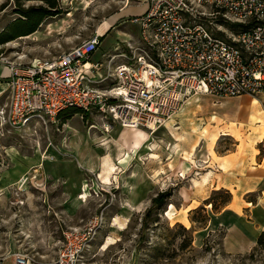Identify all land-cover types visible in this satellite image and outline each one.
Instances as JSON below:
<instances>
[{
	"label": "rangeland",
	"instance_id": "1",
	"mask_svg": "<svg viewBox=\"0 0 264 264\" xmlns=\"http://www.w3.org/2000/svg\"><path fill=\"white\" fill-rule=\"evenodd\" d=\"M4 1L0 0V4ZM7 1L0 11V29L17 15L12 12L14 4ZM55 1L56 14L45 17L38 29L50 22L57 28L51 33L44 31L43 35L0 43V57L28 63L55 56L86 39L123 6V0ZM142 1L129 0V4L139 6ZM42 4L29 0L23 6ZM133 16L125 14L105 32L93 58L128 42L136 33V25L129 21ZM198 20L221 37H225V31L241 28L223 18L221 12ZM6 95L0 98V105ZM205 97L191 99L152 134L143 130L147 137L137 149L139 155L125 144L132 140L134 136L130 135L135 130L123 135L129 128L98 115L85 117L77 112L66 118L63 114L54 123H32L23 130L0 126V260L9 259L1 263H12L14 253L26 254L34 264L50 258L59 248L64 230L81 226L91 215L103 211L105 224L83 252L79 264H264V249H254L255 240L246 251H230L231 234L228 227L215 221L217 210L206 209L203 204L179 210L177 191L186 188L187 181L202 170V151L213 148L223 153L234 143L231 136L216 133L218 122L212 121L211 115L223 119V109ZM210 134H214L211 140ZM146 146L149 153L142 151ZM120 160L124 168H137L139 180L148 173L155 183L148 192L150 197L133 207L125 218L118 212L128 206L125 184L122 185L124 174L118 178ZM150 164L154 170L148 172ZM107 174L106 183L102 177ZM168 187L173 188L168 204L152 209L143 223L150 199ZM214 191L210 196L218 208L223 194ZM242 232L237 229L232 235L238 238Z\"/></svg>",
	"mask_w": 264,
	"mask_h": 264
},
{
	"label": "built area",
	"instance_id": "2",
	"mask_svg": "<svg viewBox=\"0 0 264 264\" xmlns=\"http://www.w3.org/2000/svg\"><path fill=\"white\" fill-rule=\"evenodd\" d=\"M219 12L241 28L221 37L198 20ZM129 21L136 33L97 58V33L50 58L19 63L0 57L7 67L0 126L48 125L76 108L152 134L191 99L264 95V0H147ZM104 224L98 211L67 228L57 251L37 264H79ZM33 262L14 253L11 264Z\"/></svg>",
	"mask_w": 264,
	"mask_h": 264
},
{
	"label": "crops",
	"instance_id": "3",
	"mask_svg": "<svg viewBox=\"0 0 264 264\" xmlns=\"http://www.w3.org/2000/svg\"><path fill=\"white\" fill-rule=\"evenodd\" d=\"M146 1L143 0L139 6H133L129 4V0H123L120 10L104 19L92 33H97L103 38L105 32L112 29L113 25L125 14L134 16L141 14L146 7ZM56 28L57 25L50 22L43 29H37L29 35L20 37L43 35L44 31L51 33ZM6 76L7 67L0 64V98L7 93ZM207 98H210L212 105L223 109V119L217 118L215 114L211 115L212 121L218 122L215 125L216 133L231 136L234 143L232 148L223 153H216L213 148L201 150L202 170L197 176L191 177L187 181L188 188L184 187L177 191L180 198L179 210L187 211L200 204L205 205L206 209H210L211 205L205 204L204 200L210 196L211 192L215 189L227 190L230 199L216 209L215 221L228 227V233L231 234L229 237L231 242L228 243V246L231 247L230 251H246L253 245L256 235L264 230V95L207 96L204 99ZM131 130L123 131L122 134L130 135L129 131ZM133 130L135 132H132L130 136L134 137L125 144L139 155L137 149L141 147L147 136L141 129ZM210 135L211 140L214 134ZM124 139L125 137L122 138V141ZM146 147V150L142 151L149 153L148 146ZM150 159L148 155L146 161L149 162ZM104 160L105 163L109 161L106 157ZM133 160L134 164L137 163L135 158ZM124 165L122 160L117 163V168L120 169L118 178L122 177V173L124 174L122 185L125 184L123 187L126 190L125 197L128 205L122 206L118 211L122 218L130 214L133 207L136 208L143 200L149 198L148 192L155 187V183L148 173L144 179L139 180L137 168H124ZM148 170V172L154 170L153 164L148 166ZM140 182L144 183L140 184ZM170 210L171 208L168 212ZM241 215H244V218ZM117 220L119 217L116 216ZM237 229L243 230L242 236L234 238L232 234L235 236ZM6 260L9 261L6 257L2 258L0 264Z\"/></svg>",
	"mask_w": 264,
	"mask_h": 264
},
{
	"label": "trees",
	"instance_id": "4",
	"mask_svg": "<svg viewBox=\"0 0 264 264\" xmlns=\"http://www.w3.org/2000/svg\"><path fill=\"white\" fill-rule=\"evenodd\" d=\"M25 1H29V0H11V2L15 6L12 12L17 15L15 18H11L7 20L6 23L1 27L0 43H4L14 38L25 36L34 32L35 30L38 29V27L40 26L41 22L45 17L56 14L55 10L53 9L56 6L55 0H38L43 4L24 7L23 3ZM7 2L8 1L6 0L0 4V11L7 6ZM77 112L80 111L76 108H67L56 117V120L63 114L66 115L64 117L67 118L69 115ZM82 115L85 116V114ZM214 193L223 194L220 205L218 207L224 205L230 199V195L227 190L219 189L214 191ZM172 194H173V188L168 187L166 190L162 192H158L154 197H152L150 199L151 204L148 207L146 213L144 214V218L142 219V222L145 223V221L143 220L145 219V217L151 214L152 209H161L162 206L167 205L168 199L172 196ZM204 203L210 204L211 208L214 210L217 209L216 206L214 205L211 196H209L206 200H204ZM254 249H259V250L264 249V232L261 231L255 238Z\"/></svg>",
	"mask_w": 264,
	"mask_h": 264
},
{
	"label": "bare ground",
	"instance_id": "5",
	"mask_svg": "<svg viewBox=\"0 0 264 264\" xmlns=\"http://www.w3.org/2000/svg\"><path fill=\"white\" fill-rule=\"evenodd\" d=\"M146 140V139H145ZM145 140H144V142H145ZM143 142V143H144ZM112 171V170H111ZM108 173V172H107ZM103 178V181H106V183H107V180H108V176H104V177H102ZM105 183V182H104ZM111 238H109V240H110ZM106 243H111V242H106Z\"/></svg>",
	"mask_w": 264,
	"mask_h": 264
}]
</instances>
